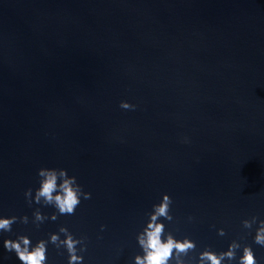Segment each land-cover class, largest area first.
<instances>
[{
	"label": "water",
	"instance_id": "obj_1",
	"mask_svg": "<svg viewBox=\"0 0 264 264\" xmlns=\"http://www.w3.org/2000/svg\"><path fill=\"white\" fill-rule=\"evenodd\" d=\"M41 167L91 198L73 215L29 204ZM164 193L165 232L196 243L189 264L233 240L224 264L246 244L264 264V0H0V216L29 218L0 232V264H21L5 239L62 225L85 238L83 264H135ZM47 257L68 264L51 243Z\"/></svg>",
	"mask_w": 264,
	"mask_h": 264
},
{
	"label": "clouds",
	"instance_id": "obj_2",
	"mask_svg": "<svg viewBox=\"0 0 264 264\" xmlns=\"http://www.w3.org/2000/svg\"><path fill=\"white\" fill-rule=\"evenodd\" d=\"M120 106L124 109L134 108L127 101H121ZM39 187L36 188L33 196L32 188L25 190V197L29 204L33 200L40 204L54 207L60 215H73L77 206L81 202V197L90 199L91 193L83 190L77 182L75 175H69L64 168L41 167L38 169ZM171 197L164 193L162 200L153 205V211L148 213L149 219L143 230L137 234V241L142 249V254L134 257L135 264H189L183 257L189 251L196 248L195 241L184 237L176 239L172 232H165V225L161 218L172 221L170 213ZM57 212L51 214V219H57ZM39 209L33 213V223L37 227L48 219ZM27 224V215L17 218L16 216H0V232H11L12 225L17 222ZM243 226L251 229L257 223V217L242 221ZM104 227L103 225L101 226ZM60 233L64 236L61 238ZM218 234L223 236V228L218 230ZM84 237H74L66 226H60L59 232L50 233L48 239H40L35 244L28 235L18 234L17 238H7L3 241L4 248L10 252L14 251L21 264H47V246L53 244L57 249L65 248L68 253V264H83V256L78 254L77 245H80L79 252L86 251ZM254 242L264 246V219L259 220ZM241 247L240 243L233 240L226 251L219 253L205 248L199 253V259L195 264H224V261L236 259V250ZM239 264H258L250 245L243 246V254L239 257Z\"/></svg>",
	"mask_w": 264,
	"mask_h": 264
}]
</instances>
